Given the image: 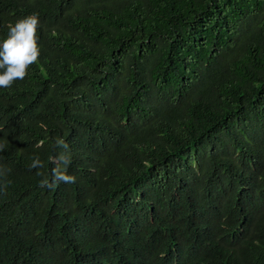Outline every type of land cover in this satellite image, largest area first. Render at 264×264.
Returning <instances> with one entry per match:
<instances>
[{
	"label": "trees",
	"instance_id": "1",
	"mask_svg": "<svg viewBox=\"0 0 264 264\" xmlns=\"http://www.w3.org/2000/svg\"><path fill=\"white\" fill-rule=\"evenodd\" d=\"M31 13L0 264H264V0H0V40ZM59 137L76 180L39 187Z\"/></svg>",
	"mask_w": 264,
	"mask_h": 264
},
{
	"label": "clouds",
	"instance_id": "2",
	"mask_svg": "<svg viewBox=\"0 0 264 264\" xmlns=\"http://www.w3.org/2000/svg\"><path fill=\"white\" fill-rule=\"evenodd\" d=\"M40 20L38 13H31L17 18L15 23L8 25V32L3 40H0V88H11L17 80H23L28 75V69L38 63L40 55L38 30ZM55 145L61 149L60 153L53 157L51 179L41 172L39 187L55 188L59 183H74L76 177L68 173L71 163V149L68 142L62 138H56ZM6 147L0 143V151ZM43 163L38 156L33 157L30 168H42ZM10 169L0 168V177L6 176ZM8 181L0 184V192L6 194Z\"/></svg>",
	"mask_w": 264,
	"mask_h": 264
}]
</instances>
